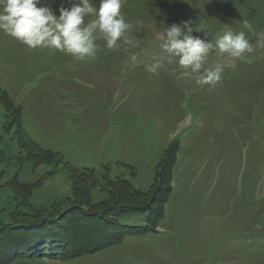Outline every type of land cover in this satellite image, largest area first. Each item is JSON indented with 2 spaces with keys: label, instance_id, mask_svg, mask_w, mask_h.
Masks as SVG:
<instances>
[{
  "label": "rangeland",
  "instance_id": "374dc122",
  "mask_svg": "<svg viewBox=\"0 0 264 264\" xmlns=\"http://www.w3.org/2000/svg\"><path fill=\"white\" fill-rule=\"evenodd\" d=\"M72 2L41 0L57 16ZM121 13L131 28L119 47L98 38L96 56L82 60L29 49L0 31V87L14 109L22 106V132L55 153L33 165L0 99V220L23 216L17 201L66 207L72 189L89 187L94 200L110 201L114 189L102 173L152 193L163 151L178 140L164 214L154 230L96 252L9 264H264V46H257L264 0H123ZM95 18L86 16L85 25ZM189 19L193 35L207 31L213 44L227 30L244 31L254 51L245 61L210 51L204 67L223 65L222 80L197 84L195 74L183 77L167 62L157 39ZM157 59V73L147 72ZM83 167L98 179L84 181ZM145 216L127 224H144Z\"/></svg>",
  "mask_w": 264,
  "mask_h": 264
},
{
  "label": "trees",
  "instance_id": "16d2710c",
  "mask_svg": "<svg viewBox=\"0 0 264 264\" xmlns=\"http://www.w3.org/2000/svg\"><path fill=\"white\" fill-rule=\"evenodd\" d=\"M0 99L9 110L12 123L17 126L16 136L21 141L20 147H26L28 158L34 160L33 165L48 163L50 156L55 153L43 149L22 132V106L18 105L14 109L1 87ZM178 149V140H173L164 149L152 184V193L133 189L124 178L111 179L102 173L100 178L114 189L107 192L112 197L110 201L94 200L89 187L80 192L72 189L74 199L66 207L58 203L48 209L36 208L25 201H17L15 206L23 210V216L6 222L0 220V264H9L16 258L68 259L107 248L120 242L126 235H141L154 230L164 214L163 206L171 191L172 168ZM78 171L84 181L90 179L94 182L98 179L94 175V168L83 167ZM71 177L74 185L76 173ZM140 214L146 215L144 224H127Z\"/></svg>",
  "mask_w": 264,
  "mask_h": 264
},
{
  "label": "clouds",
  "instance_id": "9594fccd",
  "mask_svg": "<svg viewBox=\"0 0 264 264\" xmlns=\"http://www.w3.org/2000/svg\"><path fill=\"white\" fill-rule=\"evenodd\" d=\"M122 4L123 0H99L97 7L93 0H74L70 7H60L57 16L51 7L42 6L41 0H0V31L29 49H55L78 60L94 58L99 51L98 38L106 41L107 49H115L119 47L117 42L131 28L121 13ZM89 15L96 18L85 25V17ZM192 24L189 19L167 26L165 31L157 34V39L161 41L159 46L166 54L167 62L184 69L183 77L193 78L195 74L197 84L214 87L222 80L223 65L204 67L210 51L216 50L241 61L254 51V45L244 31L227 30L213 44L207 31L201 29L197 32L202 31L203 35L194 36ZM242 24L248 32L254 33L248 20H243ZM257 46H264V36L257 41ZM161 64L157 59L146 67V71L156 74Z\"/></svg>",
  "mask_w": 264,
  "mask_h": 264
}]
</instances>
